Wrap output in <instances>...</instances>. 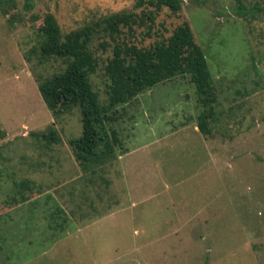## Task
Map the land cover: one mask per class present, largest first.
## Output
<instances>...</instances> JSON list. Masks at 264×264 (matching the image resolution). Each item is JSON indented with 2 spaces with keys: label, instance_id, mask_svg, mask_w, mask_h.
Segmentation results:
<instances>
[{
  "label": "rangeland",
  "instance_id": "1",
  "mask_svg": "<svg viewBox=\"0 0 264 264\" xmlns=\"http://www.w3.org/2000/svg\"><path fill=\"white\" fill-rule=\"evenodd\" d=\"M136 1L15 0L0 12V264H264V0H239L244 18L237 0H182L178 14L155 13L153 32L106 33L108 17L154 11ZM46 14L63 35L93 29L101 105L116 45L147 49L187 23L211 74L210 134L178 77L119 108L122 147L81 168L69 144L79 110L54 120L39 92L66 67L33 51ZM51 128L58 143L41 137Z\"/></svg>",
  "mask_w": 264,
  "mask_h": 264
},
{
  "label": "trees",
  "instance_id": "2",
  "mask_svg": "<svg viewBox=\"0 0 264 264\" xmlns=\"http://www.w3.org/2000/svg\"><path fill=\"white\" fill-rule=\"evenodd\" d=\"M238 1V16L244 18L249 12ZM15 0H0V12L13 7ZM33 6L26 4V9ZM152 8V12L123 13L104 20L107 32L112 37L122 36L123 29L131 30L148 24L150 31L156 23L155 13L163 8L173 14L182 11V0H137L134 9ZM42 42L38 49L44 60L59 58L66 62L62 73L39 84V92L54 120L73 109L81 117L82 135L69 142L75 160L81 168L102 165L112 158L116 149L122 147L118 131L113 128L117 122L119 108L126 106L139 95L159 84L178 77L189 76L196 90L198 102L204 108L199 115L198 129L210 134L209 123L213 117L212 104L215 97L210 94L212 85L207 56L194 41L187 23L177 27L169 38H161L147 49L135 45L118 44L113 58L106 66L110 80L108 103L101 105L89 76L96 73L98 63L90 50L94 35L91 27L63 35L54 15L46 14L39 29ZM153 32V31H152ZM147 33V37L152 33ZM47 144L58 143L59 138L52 128L41 135Z\"/></svg>",
  "mask_w": 264,
  "mask_h": 264
}]
</instances>
